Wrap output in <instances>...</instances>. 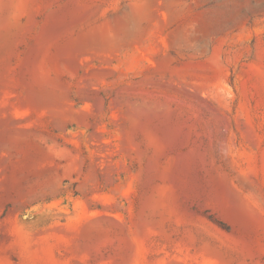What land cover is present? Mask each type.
Instances as JSON below:
<instances>
[{
	"label": "rangeland",
	"instance_id": "374dc122",
	"mask_svg": "<svg viewBox=\"0 0 264 264\" xmlns=\"http://www.w3.org/2000/svg\"><path fill=\"white\" fill-rule=\"evenodd\" d=\"M0 264H264V0H0Z\"/></svg>",
	"mask_w": 264,
	"mask_h": 264
}]
</instances>
